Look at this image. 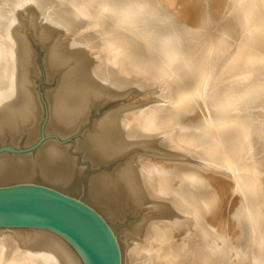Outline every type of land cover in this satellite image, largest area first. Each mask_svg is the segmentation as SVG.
<instances>
[{"label": "rangeland", "instance_id": "rangeland-1", "mask_svg": "<svg viewBox=\"0 0 264 264\" xmlns=\"http://www.w3.org/2000/svg\"><path fill=\"white\" fill-rule=\"evenodd\" d=\"M149 1L153 3L156 0ZM217 1L195 0V2H197L195 13L197 19L195 21L189 19V16L186 14L182 15V13L173 10L167 2L166 6L169 5L168 10L171 11L174 18L171 17L169 21L159 20L157 22L159 29L171 27L172 31H170L171 29L168 30L170 34L165 31L167 32L165 34L163 30H160V34L157 35L159 38H156L163 40L164 37L171 36L170 44L172 45L176 44L177 39L182 38V46L188 47L186 48L188 50L187 56H196L198 61L197 64H201L202 68H204V70L201 71L202 73H199V76L204 75L205 72L207 73V75L201 76L199 80H205V83L211 81V85L208 88L212 89V96H207L206 99L213 101L214 105L209 110L204 106L205 97H202L200 94H197L195 100L182 104L183 106H173L174 97L181 92V97L185 98L187 94V92H184L186 91V86L193 80L192 78L197 79L198 76L193 75L190 77L191 75H185L182 79L180 77H175V75L172 79L169 78V76H159V74L163 72L160 69L161 67H159L160 65H158V63H161V61H159L161 58H159L160 56L156 51L146 44L147 41L152 40V37L140 38V36L132 31L131 27L120 26L118 24L119 19L116 17L117 14L114 12L115 10L113 11L112 9L111 11V9L105 8L101 1H99L97 5V2L92 3L90 0H0V39L4 43L5 50H3V52L9 55L13 52V49H15L14 43L10 40L11 32H16V34L21 35L23 39L26 37L24 41L25 43L27 41V53L30 55L29 62L27 63V67H30L28 72H26L27 80L29 84H31L30 86L37 99L38 108L41 110L38 116L37 136L30 137V132L23 133L16 140L13 139L12 135L7 133V136L5 135L4 138L0 139V157L7 156L13 159L24 157L25 159L31 160L34 165L36 164L34 166L35 170H40V158L42 157L43 146L48 143H56L58 146L64 147L67 155L76 160L77 163V167L75 166L72 170V175H70L71 184L69 187H62L54 182L45 180L40 175V171L26 178L12 177L5 183L0 184V187L16 184H35L55 189L86 203V192L92 179L99 174L112 173L117 164L123 161L125 157L108 165L94 167L90 161L85 159V153L81 148V144L86 142L88 134L93 132L96 124L103 117H106L109 112L121 110L123 108L124 110H131L139 119L134 121L138 128L142 129V127L148 123V126L146 125L145 128H150V135L157 136L158 138L161 137V140L163 139V141L168 143L171 142V144L172 142L175 144L177 143L176 145L181 149L194 150L193 153H195V156L189 158L194 163L189 162V164L197 166V175H203L204 180H202V182L205 181L204 183L200 182L196 187L192 185L195 191L190 189V184L193 183L189 181H185L183 183V189L181 188V190H179L178 187L182 184L181 180L168 178V175H170L168 171L171 172L170 169L163 171H158L156 169V172L154 170L155 173L153 172V174L155 178H152L151 185L153 184V186H155V189H153L156 190L157 193L160 189L158 194H163L167 197L170 195L174 197L175 195L176 201L182 203L185 212L188 210L186 202L191 201L190 191H192L196 204L191 205H194L197 209L199 208V224H191V216L189 217V215L187 216L183 213L185 216L183 217L182 211H179L178 214H182L183 217H181L180 221L184 223V221L187 220L189 225L191 224L193 227L190 226L191 229H189L187 227L188 223L185 222L187 225L184 223L185 225L180 227L181 232L180 229L175 232L176 235H178V239L185 240L186 237V240H188L189 237H191V242H197L196 244L198 247L191 253V257L196 260L195 264H264V183L261 182L262 179V181H264V173H262L264 172V170L262 171V169H264V164H262L264 163V0ZM24 5L26 7H24ZM73 6L75 8H72ZM94 7L98 8H95V11L92 12L91 10ZM210 10L216 15H212ZM66 11L70 12V14ZM82 11L87 12V15L80 16ZM177 12L180 14H177ZM205 14L210 17L205 16ZM65 15H67L68 18ZM100 16L103 18L102 21L96 22L95 20H99ZM204 18L206 20H204ZM213 18L214 21L212 20ZM208 20H210L209 23ZM204 24L207 26V29ZM45 27L59 32L57 36H60H56V40L64 43L68 42L72 50L80 49L79 52L81 51L85 58L83 59L93 64V70L102 72L109 67H113L117 72L115 79L118 81L119 91L122 92L118 94V97L116 96L114 99H108L103 104L91 108L86 118L80 121L81 125L79 122L78 125L67 134H61L53 129H49L51 123L50 94L56 89L59 81V73L58 71L51 72L48 69L47 64L50 58V42L41 41L37 34L39 29L45 30ZM173 28H175V31ZM203 30H207L206 34L202 33L204 32ZM176 31L178 32L176 33ZM183 32L186 33L183 34ZM198 34L201 35L198 37ZM193 35L197 37L194 38L192 37ZM185 42L186 45L184 44ZM240 48L242 49L240 51L242 55L240 54L241 56L239 58L237 57V52ZM163 52L162 56L171 54V51ZM256 55L258 56L257 59L260 60L261 58L263 61L257 60V63L254 64V62L251 61V57L253 58V56ZM181 64L182 63L177 62L176 67H180ZM205 66L207 69H205ZM251 89L256 90V97L253 95V92L250 91ZM160 90H162V93ZM116 91L118 90L116 89ZM155 112H159L160 114ZM155 114L156 116L154 117ZM161 114L166 115L167 122H162L160 118H157V116L160 117ZM225 125L227 126L225 136L227 143L230 145L226 144L230 148L225 150V154L227 156L232 154V157L231 155L228 157L233 159L232 161L235 165L239 164L238 161L239 159L241 161V157H244L243 159H247V161L252 159L253 161H250L251 163L248 162L249 165H251L249 166L248 173L241 171V169L239 170L238 166L233 168L231 164H227L228 167L223 165V160L217 154L215 156L218 159L216 162H213L216 165H206L203 161L208 157L209 149H212L217 144L216 140L220 139H217V136L213 135L214 127L223 128ZM170 128H172V130ZM251 129H254V131L252 132ZM181 133L185 134L182 135ZM204 133L207 134L209 138L199 140ZM180 135L185 137L181 136V139ZM250 137L256 139L253 141L254 147L252 146L255 154L253 151L249 150V142L247 139ZM230 149L232 151H229ZM247 154L249 158H247ZM251 154L257 156L253 157ZM260 157L261 160H258ZM214 165L215 167H213ZM199 168L204 169L205 172H202L203 170L201 171ZM253 168L254 170L252 173ZM190 169L191 168L187 166V168H184L181 172L186 175ZM209 169H213L214 174L212 173L213 170L210 171ZM238 171L240 174L242 172L246 175V177L242 175L244 180L241 178L242 176L240 177L241 179L239 178ZM255 174L256 176H254ZM258 176H260V178ZM245 179L247 180L245 181ZM176 182L177 184L175 185ZM156 183L158 185H156ZM203 185L204 187H202ZM204 190H206V192ZM172 192H176V194ZM261 193L263 194L261 195ZM251 199L255 201L253 202ZM209 201L214 203L209 212V216H213L211 220L213 228H210L211 225L205 222L204 217H202V211H205V205ZM148 209H150V206ZM184 230L188 232V236ZM205 239L208 240V243ZM202 240L206 241V244H204ZM209 241H212V243L210 244ZM0 248L3 255L13 252L12 244H8L5 247L0 245ZM217 250L220 252L215 255L214 253ZM137 251H139V254H137L135 264H142L147 259V254L143 251L140 252V248ZM5 263L8 264L7 262ZM171 264H174V262Z\"/></svg>", "mask_w": 264, "mask_h": 264}, {"label": "bare ground", "instance_id": "bare-ground-1", "mask_svg": "<svg viewBox=\"0 0 264 264\" xmlns=\"http://www.w3.org/2000/svg\"><path fill=\"white\" fill-rule=\"evenodd\" d=\"M90 1H92V3L97 2V5L98 2L101 1L105 8H109V10L111 9V11L112 9L113 11L115 10L114 12H116L115 14H117L116 17H118L119 19L118 24L120 26L131 27L132 31L138 36H140V38L152 37L151 38L152 40L147 41L146 44L149 45L154 51H156L157 54L160 56L159 58H161V60H159L161 61V63H158V65H160L159 67H161L160 69L163 72L159 74V76H163V77L169 76V78L171 79L174 75L175 77L177 78L180 77L181 79L185 75H191L190 77H192L193 75L198 76L197 79L192 78L193 80L189 82V84L186 86V91L184 92H187V94L185 98L181 97V92H179V94L176 97H174L173 106L175 107L183 106L182 104L189 103V101L191 100H195L197 94H200L202 95V97H205L204 106L209 110L212 108L214 102L210 101L209 99H206L207 96H212L213 91L212 89L208 88L211 85V81L205 83V80L202 81L199 80L201 76L207 75V73L205 72L204 75L199 76V73L203 71L204 68H202L201 64L200 65L197 64L198 62L197 57L196 56L190 57L189 55L187 56L188 50L186 48L188 47L182 46L183 43V40H181L182 38L177 39L176 44L172 45L170 44L171 36H166L164 37L163 40L158 39L159 37L157 36L161 32L160 30H163L164 33L166 34L167 32H169L168 30L171 29V27L170 28L164 27L163 29L161 28L159 29L157 26V22L159 20L169 21L171 20V17H173L171 11L168 10L169 5L172 7L173 10L182 13V15L186 14L187 16H189V19L195 21L197 19V16L195 14L197 2H195V0H156V1L154 0L155 2L153 3L149 0H90ZM228 2L230 1L228 0ZM166 3L169 5L166 6ZM17 5H21V4H17ZM24 7L26 6L24 5ZM72 8L75 7L73 6ZM95 8L98 7H94L91 11L92 12L95 11L94 10ZM66 12L70 14V12L68 11ZM178 12L177 14H180ZM211 14L214 15L212 11ZM86 15L87 12L84 11H82L80 14V16H86ZM65 16L67 17V15ZM205 16L210 17L207 14H205ZM102 19H103L102 16H100L99 20H95V21L101 22ZM204 20L206 19L204 18ZM210 20H208V23ZM212 20L214 21V18ZM205 24L204 26H206ZM173 29L175 31V28ZM170 31H172V29ZM177 32L178 31H176V33ZM186 32H183V34ZM206 32L207 30H205L202 33L206 34ZM58 33H59L58 31L51 30L48 27H45V30L39 29L37 32L41 41L50 42V46H49L50 58L47 64L48 69L51 72L58 71L59 73V81L56 86V89L53 90L50 94L51 123L49 129L50 130L53 129L61 134H67L71 132L78 125L80 121L86 118L91 108L99 104H103L108 99L111 98L114 99V97L116 96L118 97V94L122 92L119 91L118 81H116L115 79L116 77L115 75L117 72L113 67H109L106 70L102 69L103 70L102 72L93 70V64L89 61L84 60L85 59L84 55L81 53V51L79 52L80 49L75 50L73 48L74 50H72L69 47L70 44L68 42L64 43V42H60L59 40H56L55 37L57 36ZM14 34H16V32L14 31L10 33V40L12 41V43H14L15 49H13V52L9 55L3 52V50H5L4 43L0 39V139L4 138V136L7 133H9L10 135H12L13 139L17 140L18 137H20L23 133L30 132L29 133L30 137L37 136V127H38L37 125L39 120L38 116L41 110L40 108H38L37 99L30 86L31 84H29L27 80L26 72H28L30 68L27 67V63L29 62L28 60L30 55H28L27 53L28 51L27 50L28 46L26 47L27 41L26 43L24 41L26 37L24 36L25 38L23 39L21 35L19 34L14 35ZM168 34H170V32ZM199 35L201 34H198V37ZM59 36L60 35H58L57 37ZM192 37L195 38L197 36L193 35ZM184 44L186 45V42ZM241 48L237 52V57L239 58L242 55L240 53V51L242 50ZM163 51H171L170 52L171 54L162 56V53H164ZM257 57H258L257 55L253 56V58L251 57V61H253L254 64L257 63V60L263 61V59L260 58L259 60L257 59ZM177 62L182 63L180 67H176ZM205 69H207L206 66ZM116 89L119 92L116 91ZM161 91L162 90H160V92ZM250 91L253 92V95L255 97L257 96V92L255 89H251ZM159 112H155V113H159ZM133 113L134 112H132L131 110H124V108L121 110H116V111L114 110L112 112H109V114L106 115V117H103L96 124L93 132L88 134L86 142L81 144L82 146L81 148L84 150L85 153V159L90 161V163L94 167H101L103 165H108L122 157H125L123 161L117 164L116 168L112 173L99 174L94 179H92L91 183L89 182L90 186H88V190L86 192L87 194H86L85 202L87 205L93 208L98 214H100V216L107 222V224L113 230L120 249L121 264H135L137 254H139V251H137L139 248H140V252L143 251L144 253L147 254L146 255L147 259L142 264H171L172 262H174V264H195L196 260L191 257L192 256L191 253L193 252V250H196V248L198 247V245L196 244L197 242L196 243L191 242L190 241L191 237H189V239L187 237L188 240H186L185 236H184L185 240H181L180 238L179 240L178 235H176L175 232L176 230L180 229V227L185 225L186 224L185 222H187V220L184 221L185 223L184 224L182 223V221H180L183 213L186 214L187 216L189 215V217L191 216L190 217L191 224L192 223L195 224L197 223V225L199 224V212H198L199 208L197 209V207L195 208L194 206L196 202L194 201V196L192 191L193 190L195 191V189L193 188L194 186L196 187L200 182L204 183L205 181L202 182V180H204L203 175L201 174L197 175V166H193L189 164V162L194 163L192 160L189 159L195 156L194 155L195 153H193L194 150L192 151L190 149H185V148H183L184 149L183 150L176 145L177 143L175 144L172 142L171 144V142L168 143L166 141H163V139L161 140V137L158 138L157 136L150 135L149 133L150 128L148 127L145 128L146 125L148 126V123L146 125L142 124L144 125V127L141 126L142 129L138 128V126L134 123V121H137L139 119ZM155 116L156 114L154 115V117ZM157 118H160L162 122H167L166 115L161 114L160 117L157 116ZM226 127H227L226 125L223 128L214 127L213 135L217 136V139L218 138L220 139L218 140L215 139L217 141V144L212 149H209L208 157L205 158L203 161L206 163V165L215 164L213 162L217 161L218 158H216L215 156L217 154L223 160L224 163L223 165L227 166V164H231L233 168L238 166L239 170L241 169V171L248 173L249 166H251L249 165V163L253 161L252 159L250 160L251 161L250 162L247 161V159H243L244 157L243 158L241 157V161L240 159L238 161L239 164L235 165V163L232 161L233 159H230L228 157L230 155L232 157V154L228 156L225 154L226 153L225 150L230 148L229 147L230 145L229 143H227V139L225 136ZM170 129L172 130V128ZM251 131L253 132L254 129H251ZM182 135H180V138ZM200 138L201 139L199 138L198 139L205 140V138H209V136L204 133L203 136ZM255 140L256 139L253 137L247 139V141L249 142L248 146L250 151H253L254 149L252 148V146L254 147L253 141ZM226 144H228L229 146ZM43 147L44 148L42 149V157L40 158V163H41L40 170H35L34 166L36 164L34 165V163L31 160L25 159L24 157L17 159L9 158L7 156L0 157V184L5 183L12 177L26 178L33 176L34 174L37 173V171H40V175L45 180L54 182L62 187H69L71 184L70 175H72L73 173L72 170L75 168L77 164L76 160L70 158L66 153V149L64 147L58 146L56 143H48ZM229 151L232 150L230 149ZM254 156L257 155H253V157ZM247 158H249V156ZM258 160H261V157ZM215 165L213 167H215ZM187 166H189L191 169L186 175H184L182 174L181 171L184 170V168L186 169ZM156 169L158 171L170 169L171 172L168 171L170 175L167 174L168 178H172L173 180H181L182 184L179 185L178 187L179 190H181V188L184 185L183 183L185 181H189L193 183L190 184V189H192V191H190L191 201L186 202V206L188 209L186 210V212L182 207V203L176 201L175 195H174L175 198L171 197L172 195L167 197L166 195L158 194L160 192L159 191L160 189L158 190V193L156 190H154L155 186H153V184L151 185V182H152V178L153 177L155 178L153 172L154 170L156 172ZM253 170L254 168L252 169V173ZM263 170L264 169H262V171ZM201 171L205 172L204 169H201ZM212 173L214 174V170ZM242 175H244L242 172L241 174L239 173L238 174L239 178ZM244 176L246 177V175ZM254 176H256V174ZM258 177L260 178V176ZM241 178L243 179L244 177L242 176ZM246 180L247 179H245V181ZM262 180L261 182L264 183V181ZM177 182L175 183V185L177 184ZM156 185L158 184L156 183ZM202 187H204V185ZM204 191L206 192V190ZM172 193L176 194V192H172ZM263 193H261V195ZM252 201L254 202L255 200ZM191 204L194 205L192 206ZM213 205L214 203L212 201L207 202L205 205V211H202L203 212L202 217H204L205 222H208V224L211 225L210 228H213V225L211 224V220L213 216H209L210 215L209 212L211 211ZM149 206L150 209H148ZM179 211H182L181 215L178 214ZM184 214L183 217H185ZM187 223H188L187 227L191 229L190 226L192 225L191 224L189 225V222ZM185 233L187 235L188 232L185 231ZM203 242L204 244H206L205 243L206 241ZM209 242L210 244L212 243V241ZM8 244H12L13 252H9L7 253V255H3L2 252L0 251V264H6L5 262H7L8 264H83V261L81 260L80 256L77 254V252L72 248V246L68 242H66L62 237L48 230L34 229V228H0V245H2V247H5ZM219 252L220 251L217 250L214 254L215 255L219 254Z\"/></svg>", "mask_w": 264, "mask_h": 264}, {"label": "water", "instance_id": "water-1", "mask_svg": "<svg viewBox=\"0 0 264 264\" xmlns=\"http://www.w3.org/2000/svg\"><path fill=\"white\" fill-rule=\"evenodd\" d=\"M0 228L48 230L68 242L83 264H121L116 236L100 214L49 187H0Z\"/></svg>", "mask_w": 264, "mask_h": 264}]
</instances>
